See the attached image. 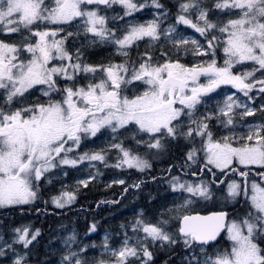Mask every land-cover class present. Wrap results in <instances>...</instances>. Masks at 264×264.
<instances>
[{"label":"snow or ice","instance_id":"snow-or-ice-1","mask_svg":"<svg viewBox=\"0 0 264 264\" xmlns=\"http://www.w3.org/2000/svg\"><path fill=\"white\" fill-rule=\"evenodd\" d=\"M147 6L0 0V208L30 204L53 175L67 177L87 162L95 172L71 190L61 184L51 197L64 208L101 174L98 166L143 174L151 160L183 145V163L150 177L179 200L155 217L135 212L117 239L106 232L99 245L69 232L53 250L57 264H155L154 249H179L180 264H264V0H178L166 27L169 12L160 0H151L153 19H135ZM98 44L112 46L119 61L88 62L84 49ZM221 85L237 91L208 106V94L221 95ZM249 166L261 170L253 176ZM143 183L111 182L124 185L121 196ZM199 201L222 209L240 204L243 211L200 215L191 207ZM96 228L92 223L87 232ZM40 234L31 223L10 227L9 239L0 235V264H30Z\"/></svg>","mask_w":264,"mask_h":264},{"label":"rangeland","instance_id":"rangeland-1","mask_svg":"<svg viewBox=\"0 0 264 264\" xmlns=\"http://www.w3.org/2000/svg\"><path fill=\"white\" fill-rule=\"evenodd\" d=\"M170 3L172 4H177L178 0H169ZM160 2L162 4H165V0H160ZM147 7L143 10H141L139 13H137L135 15V19L141 22L144 21H148L153 19V13H154V9L151 7V0H147ZM169 12V18L167 21H164L162 23V27H166L168 23H173L174 22V16H175V12H176V8H172V6H169L168 8H166ZM117 11H119V8H117ZM115 13L113 12H108L107 15L109 16V26H113V24L115 23V21H113L111 18ZM179 30L183 31L185 35H194L198 37V34L194 33V31L190 28H185V26L183 25H178L177 26ZM77 28V24H72L71 28H69V31H75ZM82 42V38L81 40L77 41V46H79ZM69 45H71V41L68 42ZM142 47V50L144 48V43H141L140 45ZM87 48H89L90 50L93 48H99L97 49L98 54L95 56H91V54L87 53L86 51L85 53V58L88 62H107L109 59H113L115 61H119L120 57L117 56L115 54V50L112 46L110 45H93V46H88ZM222 56V53H221ZM190 59V57H189ZM218 63H222V60H220L218 58ZM236 67V66H234ZM237 70H240L239 68ZM201 82H206L204 77L200 78ZM237 90L232 88L231 85H221L218 89L215 90L216 93H220L221 95L217 96L215 95V93H209L208 95L212 97L211 100L206 101V103L208 104V106L210 107H214L215 106V102L218 99H222L224 94H230V93H235ZM240 96L241 101L244 100L242 94H238ZM255 104H259L260 103V99L259 97H257V99L253 102ZM201 110H203V107L201 108ZM248 119H253L252 117H249ZM255 119L259 120V116L257 115L255 117ZM100 141H97V143H99ZM85 147H91V145H85ZM160 158V157H158ZM158 158H155L154 160H158ZM99 170H100V175L96 177V179L94 181H90L89 185H93L95 183H97L100 188L102 189H109L112 186H120L119 184H111V182L115 179H124L127 183H131V180L129 178L125 177L124 173H128L130 174L131 172H137L134 169H116V168H104L102 166H98ZM243 167V166H240ZM249 167H259V166H249ZM56 170H53V172L55 173ZM95 169H91L88 167L87 162H85L84 167L79 169L78 171H73V170H69V175L67 177H64L62 175L60 176H56L53 175L52 177V183L51 184H43V186L39 189V193L40 196L37 200L32 201L30 204H25V205H16V206H8L5 208H0V235H2L4 237V239H9L10 236V227H15L21 223H31L33 229L35 228H39L41 230V233H49V237L46 240V242L43 244V248L44 250L48 253V257L45 258L44 260L47 261V264H57V262L59 261V254L58 252H54L53 250L56 249H60L61 248V243H60V238L63 236H66L69 232L75 231L78 235L79 231L75 228L74 225H68L66 223H62L59 226H56L52 229H48L47 225H41L39 222V219H41L42 216H39L38 214L35 213L34 211V207L36 205L37 202L45 204V201H47V205H48V209L47 212H49V214H52V210L53 209H64L68 206H72L75 204L76 200L70 204V205H66L64 208H57L54 204H52L51 202V197L52 196H56L60 194L61 191V184H66L69 185L70 188L69 190H71V187L75 185L77 179L80 178H85L86 175L89 172H95ZM185 179H192V177H184ZM106 184H111L110 187H106ZM88 185V186H89ZM87 188V187H86ZM84 187H81L80 190L77 193V196L80 192H82L84 189H86ZM159 192L157 195L156 200H154L151 204L150 207L148 209V211H145L144 208H142L141 206H139L138 204H130L126 207L123 208L122 211H120L119 213H117L115 216L111 217L110 220L115 219V226L114 228H100L97 224V228L96 231L94 233H88L87 231L85 233H83L81 235V239H84L86 242L91 243L92 241H95L98 245L101 243L102 238L104 237L105 233L108 232L109 234L112 235L113 239H117L115 233L117 231H119V225L123 222H125L127 219L131 218L135 212L143 209L145 211V213L150 216V217H155L158 215L161 206L167 207L168 205L171 204V202L173 200H179L180 196L178 193H172L170 189H168L167 185L164 183L160 188H159ZM77 199V198H76ZM238 206L235 205V207H229L225 210H227L230 214V217L232 215H235L237 213H240L243 211L242 207L240 204H237ZM23 210H28L31 209V211L28 212V216H23L21 218L18 219H13V218H8V213L9 211L13 212V213H17L18 211H20L19 208H22ZM192 209L196 212H207L209 210H221V205L215 201H199L194 203L192 206ZM238 207V208H237ZM237 208V209H236ZM19 209V210H18ZM9 210V211H8ZM80 213H82V211H79ZM59 221V220H58ZM96 223V222H93ZM72 224V223H69ZM39 238V237H38ZM79 238V236H78ZM38 241V239H37ZM36 243V242H35ZM221 246H223V242L221 243ZM155 252V256H154V261L155 264H165L166 260H169V256H171L172 252L169 251L168 249H154ZM33 253V250H32ZM158 253H163L165 256H167V258H159ZM91 255V253H90ZM30 258V257H29ZM173 258L175 259H179L181 258V251L179 254V257L177 255H173ZM2 259V258H0ZM6 264V261H5ZM30 264H34L31 263Z\"/></svg>","mask_w":264,"mask_h":264},{"label":"trees","instance_id":"trees-1","mask_svg":"<svg viewBox=\"0 0 264 264\" xmlns=\"http://www.w3.org/2000/svg\"><path fill=\"white\" fill-rule=\"evenodd\" d=\"M183 151V145L173 146L171 154H166L158 158V160L152 161L153 168L146 173H124L125 177L131 180V183H127V185H131L133 182L139 180H143L144 183L140 189L129 188V191L123 196H121V192L124 185L117 187L112 186L109 189H102L97 183H95L93 185H89L86 189L80 192L77 196L75 204L72 206H68L64 209H53L52 214H49V212H47L48 205L37 202L34 207V211L39 216H42L41 219H39L40 224L47 225L49 230L62 223H66L69 226L74 225L79 231V238L87 231L88 227L93 222H96L100 228H114L116 220H110V218L122 211L124 207L130 204H138L144 208L145 211H148L150 204L157 198L158 192L160 191L159 188L164 184L163 181L154 182L150 177L160 176L161 169L167 168L169 164H176L178 162L183 163L181 159ZM250 169L253 176H255L256 171L261 170L259 167H250ZM179 171V168L175 169L173 175L179 174ZM112 200L119 201V203H101L97 206L98 201ZM19 209L20 211L17 213H13L8 210V218L18 219L23 216L30 215L28 212L31 211V209H29V211L23 210V207ZM36 209H40V211L37 212ZM79 211H82V213ZM48 237L49 233L43 232L40 234L38 241L35 243L33 248L32 256L29 258L31 263L36 264V261L44 260L48 257V253L43 248V244L46 242ZM179 254L180 250L177 249L175 250V254L172 252L171 256H169V260L172 264H180V260L178 258H173V255H177L179 257ZM158 255L159 258H167V256L163 253H158Z\"/></svg>","mask_w":264,"mask_h":264},{"label":"flooded vegetation","instance_id":"flooded-vegetation-1","mask_svg":"<svg viewBox=\"0 0 264 264\" xmlns=\"http://www.w3.org/2000/svg\"><path fill=\"white\" fill-rule=\"evenodd\" d=\"M165 7L166 8H168L169 6H172V8H174L175 9V7H174V4H172V3H170V1L169 0H165ZM140 48H141V50H142V47L140 46ZM97 49H99V48H93V49H89V48H85L84 49V52L86 51L87 53H89V54H91V56H95V55H97L98 54V51H97ZM131 55L133 56V57H135V55H136V53H135V50L133 49V51H132V53H131Z\"/></svg>","mask_w":264,"mask_h":264},{"label":"water","instance_id":"water-1","mask_svg":"<svg viewBox=\"0 0 264 264\" xmlns=\"http://www.w3.org/2000/svg\"><path fill=\"white\" fill-rule=\"evenodd\" d=\"M221 210H225V209H221ZM214 211H220V210H209L207 212H198V211H196V212H198L200 215H208L210 212H214Z\"/></svg>","mask_w":264,"mask_h":264}]
</instances>
